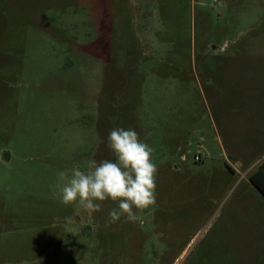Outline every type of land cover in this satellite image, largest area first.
Returning <instances> with one entry per match:
<instances>
[{"label": "rangeland", "instance_id": "1", "mask_svg": "<svg viewBox=\"0 0 264 264\" xmlns=\"http://www.w3.org/2000/svg\"><path fill=\"white\" fill-rule=\"evenodd\" d=\"M262 31L264 0H0V264H264L261 159L234 153L264 70L227 58ZM117 127L154 148L156 204L106 226L118 203L89 215L53 186L114 161Z\"/></svg>", "mask_w": 264, "mask_h": 264}, {"label": "clouds", "instance_id": "2", "mask_svg": "<svg viewBox=\"0 0 264 264\" xmlns=\"http://www.w3.org/2000/svg\"><path fill=\"white\" fill-rule=\"evenodd\" d=\"M108 148L115 159L97 161L85 160L83 169L74 165L70 175L66 171L58 173L59 183L53 186L57 190L60 202L65 205L78 203L89 215L101 211L102 202L111 200L118 203L108 213V224L116 223L121 216L135 222V210H146L156 204V176L158 166L153 160L154 148L142 142L139 134L129 128H113L108 135ZM66 224L74 223L66 217ZM74 234L77 229L67 228Z\"/></svg>", "mask_w": 264, "mask_h": 264}, {"label": "crops", "instance_id": "3", "mask_svg": "<svg viewBox=\"0 0 264 264\" xmlns=\"http://www.w3.org/2000/svg\"><path fill=\"white\" fill-rule=\"evenodd\" d=\"M241 50L236 52V54L232 53L227 57L228 60H236V69L244 71L259 70V72L264 70V31H262L261 34L254 35L250 37L249 40H246L241 45ZM251 63H253V65ZM245 66L248 68L246 69ZM260 119H264V114L260 116ZM261 127L259 130L260 136L258 135L252 139L238 138L239 143H236L237 149H235L234 153L236 159L239 161L238 168L240 169L242 167L249 168L251 164L257 162L258 159H261L258 166L248 176V183H250L260 196L264 198V195L250 182V176L264 163V122ZM230 168L234 172L233 167ZM261 180L264 183V176H261Z\"/></svg>", "mask_w": 264, "mask_h": 264}, {"label": "trees", "instance_id": "4", "mask_svg": "<svg viewBox=\"0 0 264 264\" xmlns=\"http://www.w3.org/2000/svg\"><path fill=\"white\" fill-rule=\"evenodd\" d=\"M261 176H264V163L250 176V182L264 195V183L261 180Z\"/></svg>", "mask_w": 264, "mask_h": 264}, {"label": "built area", "instance_id": "5", "mask_svg": "<svg viewBox=\"0 0 264 264\" xmlns=\"http://www.w3.org/2000/svg\"><path fill=\"white\" fill-rule=\"evenodd\" d=\"M195 160H196V161H200V160H201V156H200V155H196V156H195Z\"/></svg>", "mask_w": 264, "mask_h": 264}]
</instances>
